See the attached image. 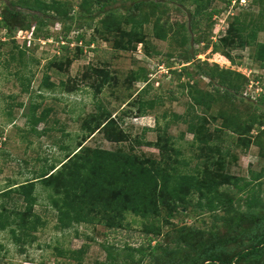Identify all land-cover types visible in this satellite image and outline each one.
<instances>
[{
    "label": "rangeland",
    "instance_id": "374dc122",
    "mask_svg": "<svg viewBox=\"0 0 264 264\" xmlns=\"http://www.w3.org/2000/svg\"><path fill=\"white\" fill-rule=\"evenodd\" d=\"M21 1L0 0V192L34 177L44 167L58 165L79 142L159 159V150L147 142L166 139L180 151L178 171H206L219 181L224 174L252 180L249 190L230 187L233 207L245 210V198L254 191V208L264 211V66L254 58L256 43H264V0H245L242 6L213 0L210 8L220 12L211 20L201 17L194 29L188 14L195 7L192 0H143L140 12L132 13L129 20L124 18L129 0H109L105 15L94 0H56L58 8H69L73 19L47 13L37 38L31 33L38 26L31 14L23 18L6 10L10 6L28 12ZM238 16L245 25L239 33L247 36L253 29L255 40L238 43L235 31L236 46L230 50L229 40L222 39ZM135 21L141 24L144 41L133 42L134 49H121L124 32ZM46 33L49 37H44ZM79 34L82 41L77 39ZM59 59L63 60L61 70L54 64L48 68L49 61ZM105 72L109 83H102ZM46 75L54 88L42 85ZM27 83L28 91H24ZM230 83L241 94H226ZM141 103L147 108L145 115L138 113ZM31 104L38 106L37 114L49 109L35 131L26 115ZM101 110L118 120L121 140L109 141L103 131L87 135L83 122ZM192 121L203 135L189 129ZM224 189L219 185L218 190ZM48 192L37 182L38 199L26 224L17 215L27 210L23 196L0 193L11 221L0 229L2 264H56L62 260L60 251L80 248L84 249L82 264H121L128 252L141 257L138 248H147L148 237L153 238L150 246L160 248L154 256L145 254L142 264H198L201 243L232 235L228 223L213 217L223 211L212 214L195 206L200 197L196 192L190 194L192 204L179 207L172 217L160 207L146 217L128 213L116 228L90 222L62 230ZM252 227V219L245 218L238 243H228L219 252L222 260H235V254L253 242L257 233L250 232Z\"/></svg>",
    "mask_w": 264,
    "mask_h": 264
},
{
    "label": "trees",
    "instance_id": "16d2710c",
    "mask_svg": "<svg viewBox=\"0 0 264 264\" xmlns=\"http://www.w3.org/2000/svg\"><path fill=\"white\" fill-rule=\"evenodd\" d=\"M94 1L98 4L99 12L102 15L108 14L109 10L104 9L108 6L109 0ZM129 1L126 7L128 17L127 14L124 16L128 20L131 18L132 13L140 12L145 4L143 0ZM212 1L192 0L195 7L192 11L189 10L188 12L192 29L198 27L201 17L211 20L216 13L220 12L219 9L210 8ZM226 1L229 5L231 0ZM56 2V0L51 3L46 0H32L29 2L23 0L19 4L26 7V11L28 12L18 11L10 6H6V10L13 15H20L23 18H27L31 14L35 23L38 24L37 28L35 27L36 31L33 29L31 33L37 38V31L41 25L46 23L47 17L45 15L47 13L51 15V12L54 11L57 15H61L62 19H73L72 16H69V8H58L59 4ZM159 4L161 3L152 2L153 6ZM35 11L39 15L33 13ZM53 15L49 17H53ZM234 21L235 23L229 26L226 36L222 39V41L229 40V43H226V45H228L230 50L236 46L234 44L236 42V39H234V36H236L235 31L238 32V43L255 40V31L253 29L246 34L247 36L239 33L245 27V25H241L239 16ZM87 24L91 26L90 21ZM139 25L135 21L132 26L133 28L125 30L126 41L120 44L121 49H134L133 42L139 43L144 41V33L139 30ZM68 30L69 27L67 28L65 37L68 34ZM44 37H49V33H46ZM82 38V34L77 36V39L80 41H82ZM91 41H88L87 45H90ZM64 48L67 49V47ZM224 51L225 55L229 57V51ZM254 58L264 66V43H256ZM48 64L49 69H52L51 64H54L55 67L61 70L63 60H53L51 63L49 61ZM106 74L107 72H105L102 83L110 82V77ZM42 85L46 88L55 87L54 83L49 82L47 75L44 77ZM64 85V82H61V86L64 87ZM97 87L100 90L102 85L99 84ZM28 88L29 83L23 89L24 91H28ZM65 90L71 91L72 88L65 87ZM224 92L231 96L241 94L240 88L234 86L232 83L225 87ZM37 107V105L31 104L29 112L26 114L32 130L35 129L38 123L43 122L47 118L49 112V109H46L37 114ZM146 109L145 105L141 103L138 113L145 115ZM262 117H264V109L262 110ZM83 126L87 130V135H91L95 131H103L104 136L109 141L121 140L123 137L118 120L115 116L106 112V110L92 114L83 122ZM189 129L196 136L203 135L201 132L202 128L197 126L193 121L190 123ZM147 143L154 145L159 150L161 155L159 159L143 158L138 154L123 150L90 148L82 146V142H79L77 148L69 151L59 161L58 165L51 164L48 167L42 168L34 177L26 179L15 187L9 185L8 188L0 192L1 196L6 197L11 192L23 196L28 204L27 210L20 213L17 212V215H20L22 223L26 224L29 218L33 216L31 210L38 199L35 193L36 184L37 182L41 183L42 187L49 191V203L57 212L58 228L64 230L73 227L75 224L90 222L106 225L109 229L116 228L117 225L122 223L125 215L128 213L146 217L157 213L160 207L166 210L169 217H172L179 207H188L192 204L190 194L196 192L200 194V197L195 206L200 208V210L206 209L212 214L216 211H223L220 215L213 214V217L228 223L233 235L221 240L211 238L208 242L201 243L198 247V257H201L202 260L198 264H235L240 261H243L245 264H263L264 211L260 213L254 208V191L247 194L245 198V210L233 207V198L230 195L231 186L240 191L249 190L252 180L232 174H224L219 181L218 178L213 177L212 174L206 171H202V174L180 172L177 167V164L180 163L178 159L180 151L174 147L173 143L166 139L164 143H161L159 140L154 143ZM253 180H257V178L253 177ZM219 185H224L226 189L218 190ZM4 205V202H0V229L7 228L11 223L9 212ZM247 217H250L253 222L250 232L257 233V235L252 236L251 240L253 242L239 250L235 254V260L232 258L222 260L219 252L228 243H238L240 228ZM35 218L39 220L37 216ZM24 226L23 224L21 226L22 232L26 231V227ZM11 233L14 236L16 235L14 229H11ZM146 237H148L147 234ZM152 240L153 238L148 237L147 248L144 246L138 248V251L142 254L141 257L136 258L133 253L128 252L125 255V259L123 258L121 261V264H142L145 254L154 256L153 254L160 246H150ZM1 248L0 246V250ZM106 248L109 249L108 247ZM162 249L166 251L167 247H163ZM83 250V248H80L77 250L69 249L67 252L60 251L59 255L62 260H57L56 264H82ZM109 255L112 256V253H109ZM68 260H72L73 263ZM0 264L2 263L0 262ZM143 264H149V262Z\"/></svg>",
    "mask_w": 264,
    "mask_h": 264
},
{
    "label": "built area",
    "instance_id": "2783aa9c",
    "mask_svg": "<svg viewBox=\"0 0 264 264\" xmlns=\"http://www.w3.org/2000/svg\"><path fill=\"white\" fill-rule=\"evenodd\" d=\"M231 1L233 2L234 5H236V4H237V5H241L240 3H243L245 0H239V2H237V0H231ZM240 1H241V2H240ZM244 3H245V2H244ZM244 3H243V4H244ZM243 4H242V5H243ZM234 5H233V6H234ZM242 5H241V6H242Z\"/></svg>",
    "mask_w": 264,
    "mask_h": 264
}]
</instances>
